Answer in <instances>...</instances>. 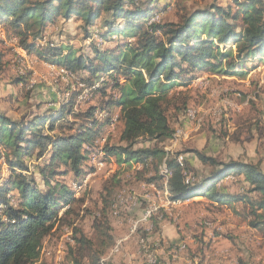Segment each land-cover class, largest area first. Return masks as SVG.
<instances>
[{"label":"trees","instance_id":"obj_1","mask_svg":"<svg viewBox=\"0 0 264 264\" xmlns=\"http://www.w3.org/2000/svg\"><path fill=\"white\" fill-rule=\"evenodd\" d=\"M218 1L212 0L209 7L187 13L177 23L160 20L155 23L148 21L150 10L135 0H0V25L29 55L35 54L39 60L70 75L79 77L78 73L85 71L88 76H83L84 83L106 76L98 90L102 93L110 90L116 99L105 101L100 109L90 107L73 115L69 126L63 123L62 110L57 114V110L47 109L17 121L0 112V158L9 172L7 178L0 175V264L41 261L44 240L72 208L59 217L60 202L77 201L67 184L53 179L69 174L75 179L85 173L89 156L98 155L95 150L99 147L102 123L108 122L113 109L119 110L114 122L122 123L121 145L106 143L100 149L103 160L114 158L118 165L135 162L143 166H147L148 160L149 165L157 161L154 169L157 171L166 157L158 145L173 136L166 108L173 99L167 92L176 86L180 76L185 75L188 81L192 73L201 69L226 75L246 61L264 59V1L229 0L231 3L225 7L218 5ZM59 17L65 21L80 20L86 36L91 28L99 26L102 29L96 33L99 46L102 40L116 35L129 36L134 43L100 50L95 40L98 49L93 46V59L77 55L70 47L49 42L37 45V39L46 37L43 36L46 26ZM121 25L124 27L120 28ZM231 44L232 48L226 49ZM1 58L0 55V67ZM21 82L24 80H17L18 84ZM78 86L81 91L82 85ZM97 111H105V118H95ZM64 127L73 132L66 133ZM140 139L155 145L134 149ZM178 154H168L164 162L169 172L166 184L169 201L202 197L217 206L243 205L248 208L245 215L250 218L249 227L264 234V173L258 165L232 160L219 162L193 151L202 164L212 169L205 177L190 182L189 173L176 159ZM28 157L40 161L33 167L43 181L44 191L35 186L33 173L25 165L24 159ZM230 175L243 176L245 193H231L225 184L216 187L217 182ZM148 180L162 181V178L155 176ZM12 190L14 194L10 195ZM154 217L157 216L149 221ZM95 230L100 239L96 249L80 231L74 232L75 247L69 251L71 264H111L102 262L114 243L110 229L98 223ZM85 250L90 255L84 261L79 253Z\"/></svg>","mask_w":264,"mask_h":264},{"label":"rangeland","instance_id":"obj_2","mask_svg":"<svg viewBox=\"0 0 264 264\" xmlns=\"http://www.w3.org/2000/svg\"><path fill=\"white\" fill-rule=\"evenodd\" d=\"M135 1L143 3L142 7L150 10L149 22H153L152 20L158 17L161 22L175 23L191 11L209 7L212 2V0ZM230 3L229 0L217 2L222 7ZM82 25L78 19L63 21L59 17L46 26L43 34L46 36L45 42L36 43L40 46L49 42L52 45L70 47L76 51L77 55L93 59V46L98 49L96 41L98 46L101 44L96 33L102 29L91 28L88 32L89 36H86ZM123 27V25L120 26V28ZM0 31L5 33V42L0 40V55L3 61L0 67V112L8 118L14 121L22 118L29 119L30 116L52 107L53 110H57V114L63 111V123L69 126L73 122V115L83 113L90 107L100 109L105 101L111 99L116 101L110 90L104 93L98 90L101 87V81L105 80L106 76L101 75L100 80L84 83L82 80L88 74L82 71L78 73L79 77L76 76L77 74L72 75L68 83L70 78L62 81L61 77H51L47 67L61 69L39 60L35 54L29 55L24 49L25 57L21 55V65L24 71L20 72L17 57L13 51L14 45L11 43L12 37H8L6 29L1 25ZM102 42V46H99L100 50L125 43H134V39L129 36L116 35ZM16 46L19 44L17 43ZM231 46L232 44L226 49ZM34 61H36L35 65ZM33 67L36 71L35 76L32 72ZM191 76V80L186 81L185 75H181L176 86L171 87L167 92L168 97L173 99L171 103L169 102L171 106H166L167 119L173 130V136L158 145L166 153L160 167L158 165L159 172L158 167L157 171H154L157 161L149 165L151 162L149 160L147 166L141 164L137 166L133 163L131 167H118L114 158L108 161L103 160L100 149L106 143L110 146L121 145L118 134L119 120L116 123L114 120L111 126L108 120L107 123H102L103 129L97 141L99 147L95 151L99 154V158L92 159L93 153L89 156L87 164L91 168L95 167V164L104 166L94 171H90L88 167L84 174L75 179L72 174L53 179V182L67 184L77 201L67 204L60 202L59 217L66 209H70L71 206L72 208L62 221L55 223L52 233L44 240L40 249L41 261L33 264H71L69 251L75 247L73 235L75 231H80L92 242L93 249H96L100 241L95 230V225L98 223L101 227L107 226L110 229L109 235L114 243L116 242L113 243L112 248L110 247V256L120 252V240H123V236L129 232L130 236H136V240L139 238L137 240L138 252L142 264H145L146 261L141 257V241H145L149 251H155L151 249L142 235L143 228H139L144 222V214H141L145 209L142 200L144 193H152L150 196H154L158 201V207L154 208L155 210L148 216V221L150 217L159 215L161 220L166 222L178 235V242L168 240L163 237L159 225L154 223L152 236H159L157 243L160 248L162 250L173 249L176 252L175 257L177 256L173 259L165 254L162 262L159 254L155 252L159 264H264V234L262 231L249 227L250 218L248 219L245 215L248 212L247 207L240 204L212 205L202 197L180 200V205L170 206V202L168 204L166 201L169 200L166 189L162 192L169 178L164 162L170 153H179L176 159L189 173L190 182L205 177L212 169L209 165L202 164L193 151L212 157L219 162L227 163L232 160L258 165L264 173V59L246 61L239 69L236 68L226 75L214 74L208 69H201L192 73ZM33 77L36 78V84L29 89L28 82L32 81ZM18 79H23L24 82L18 84ZM98 83L97 88L95 84ZM78 84L83 86L80 89H87L90 93V96H86L82 102H78L82 94V90H78ZM91 85L94 86L85 87ZM95 88H97L96 91ZM91 89L94 90L91 91ZM98 111L94 117L104 119L106 112ZM189 112L193 114V117L189 116ZM108 115L109 119L113 115L119 117L117 109H113ZM65 128L63 131L66 133L73 132ZM102 139L105 143H102ZM154 145L150 141L140 139L134 149H144ZM24 161L29 172L33 173L35 186L44 191L43 181L33 167L40 161L33 157L25 158ZM5 167L6 165L0 158V175L7 178L9 172L4 170ZM59 171L63 172L64 169ZM155 176H160L162 181L148 180L154 179ZM148 184L152 185L150 191L143 186ZM222 184H225L231 193L239 195L245 193V187H247L243 176H227L217 182L216 187ZM13 192V190L10 191V195L14 194ZM124 195L134 196L137 206H128L130 209L124 211V204H120V197ZM116 248L117 252H115ZM132 248L134 249V243H132ZM130 252L131 250L126 251L127 254ZM79 254L85 261L90 252L85 250ZM58 259H61L60 263ZM107 259L103 258L102 262H107ZM124 263L126 264L127 261Z\"/></svg>","mask_w":264,"mask_h":264},{"label":"crops","instance_id":"obj_3","mask_svg":"<svg viewBox=\"0 0 264 264\" xmlns=\"http://www.w3.org/2000/svg\"><path fill=\"white\" fill-rule=\"evenodd\" d=\"M97 27H99V26H97ZM114 110H116V109H114ZM117 111L119 113L118 109H117ZM118 126H120V128L118 130V134L120 135V132L122 130V123L120 121H118ZM110 132H112V131H110ZM148 162H149V160L147 161V164H148ZM133 163L136 164L137 166L139 165L138 163H135V162H132L131 164H133ZM131 164L130 165L121 164V165H118V167H120V166L131 167ZM92 173H94V172H92ZM165 189H166V187H164L162 189V192H164L163 190H165ZM231 206H234V204H231ZM155 216H157V217L152 218V220H150L149 222L140 224L139 228H143L142 235L147 240V242L150 245L151 249H153L157 254H159L160 261L163 262V260L165 258L164 257L165 254H168L169 256H171L174 259L175 255H176V252L173 249H169V248L166 249V250H162V248H160L159 243H157L158 242L157 238L159 236L158 235L152 236L153 230H154L153 225H154V223L159 225V227L161 228L160 231L163 232V234H162L163 237L164 238L166 237L168 240H174V241L178 242V235L173 231L172 228H170L168 226V224L166 222L161 220V217L159 215H155ZM129 239H132V240L129 241ZM117 242H119V241H117ZM120 242H121V246H120L121 248H120V252L118 254L110 256V250L112 248L111 247L110 249H108L107 254L103 258H106V259L108 258L107 262H109L111 264H120V263L122 264V263H124L126 261H127L126 264H142V261H141V258L139 256V252H138L136 236H130L129 232H126V235L123 236V240H120ZM132 243H134V249L132 248ZM152 243L156 247H154V245ZM125 250L126 251L127 250H131L130 254H127Z\"/></svg>","mask_w":264,"mask_h":264},{"label":"built area","instance_id":"obj_4","mask_svg":"<svg viewBox=\"0 0 264 264\" xmlns=\"http://www.w3.org/2000/svg\"><path fill=\"white\" fill-rule=\"evenodd\" d=\"M155 23H157L158 21V17H156L154 20ZM11 43H13V51L17 57V64H18V67H19V71H24V69L22 68V65H21V47L19 46H16V42H12V38H11ZM8 45V43L6 44ZM36 61H34V65H35ZM48 68V71L50 73V76L53 77V76H56V77H61V79L63 78H71L72 75L70 74H62V70H57L53 67H47ZM33 74L34 76L36 75V71L34 70V67H33ZM36 84V78L33 77L32 78V81H29L28 82V88L29 89H32ZM98 88V86H97ZM88 97L90 96V93L87 92V89H82V94L81 96L79 97V100L78 102H82L84 101L86 98L85 97ZM50 106H54V104H50ZM52 108V107H51ZM189 116L190 117H193V114L191 112H189ZM116 120V115L115 116H112L110 119H109V126H111L113 124V121ZM108 130H109V127H107ZM102 143H105V140L102 139ZM106 157V156H104ZM104 165H97L95 164V167L92 168L91 171H94V170H98L100 168H102ZM95 168V169H94ZM85 181V180H84ZM144 188L147 190V191H150L152 190V185L148 184V185H143ZM152 193H144V197H143V203L145 204V209L142 211L141 214H144V222L143 223H147L148 222V214L152 211H154V208L158 207V201L155 199L154 196H150ZM120 204H124V211H127L129 210L130 208H128V206H134L136 207V199H134V196L133 197H126L125 195L120 197ZM173 203H170V206L172 205ZM169 207V206H168ZM117 216H119V214H117ZM178 251V249L176 250ZM157 262V260H156Z\"/></svg>","mask_w":264,"mask_h":264},{"label":"bare ground","instance_id":"obj_5","mask_svg":"<svg viewBox=\"0 0 264 264\" xmlns=\"http://www.w3.org/2000/svg\"><path fill=\"white\" fill-rule=\"evenodd\" d=\"M45 38V39H44ZM44 38H42L41 40H36V42H38V43H42V42H45V40H46V37H44ZM0 40L2 41V42H5V33L4 32H2V31H0ZM12 42H16V39H13L12 40ZM18 42H16V44H17ZM20 47V46H19ZM21 55L23 56V57H25V51L23 50V48L21 47ZM22 59V58H21ZM26 63V62H25ZM31 67V66H30ZM28 68V67H27ZM62 74H69L68 72H66V71H62ZM69 78H63V79H61L62 81H66V80H68ZM68 82V81H67ZM82 90V89H81ZM92 90V89H91ZM82 92V91H81ZM88 93H89V91H88ZM65 96H67V94L65 95ZM66 100V99H65ZM97 154V153H96ZM93 158L92 159H96L97 157L99 158V154L98 155H96V156H92ZM1 160L4 162V159L3 158H1ZM100 160H101V158H100ZM99 163V162H98ZM5 164V163H4ZM4 170L6 171V172H8L7 171V168L5 167L4 168ZM167 201V203L169 204V202L170 203H173L171 206H176V205H179L181 202H180V200H176V201H169V200H166ZM117 203H118V201H117ZM155 210V209H154ZM153 212V211H152ZM152 212H150L149 214H148V216L149 215H151L152 214ZM120 213V212H119ZM208 225V224H207ZM143 240V239H142ZM117 246V245H116ZM140 246V245H139ZM119 247V246H118ZM141 250H142V252H141V256L144 258V260L146 261L145 262V264H159V262H158V259H157V257H156V253L155 252H151V251H149V249H147L146 248V244H145V241L143 240V241H141ZM115 252H117V248L115 249ZM118 254V253H117ZM60 260L61 259H58V261H59V263H60ZM156 260H157V262H156Z\"/></svg>","mask_w":264,"mask_h":264}]
</instances>
